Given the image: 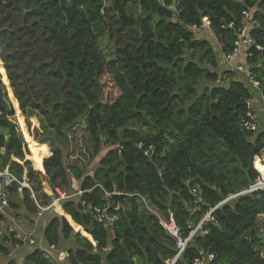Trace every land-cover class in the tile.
Returning a JSON list of instances; mask_svg holds the SVG:
<instances>
[{"label":"trees","instance_id":"trees-1","mask_svg":"<svg viewBox=\"0 0 264 264\" xmlns=\"http://www.w3.org/2000/svg\"><path fill=\"white\" fill-rule=\"evenodd\" d=\"M45 1L0 0V170L18 180L4 184L5 210L22 214L25 205L34 215L33 191L48 205L56 187L74 190L43 233L49 247L74 237L67 264H165L211 207L264 177V114L254 102L264 105V51L243 50L234 61L259 86L221 67L246 9L264 46V0H114L105 21L93 20L92 36L81 14L68 24L61 1L40 8ZM201 28L214 40L197 35ZM113 85L119 94L110 99ZM254 112L261 126L247 130L241 121ZM80 124L85 164L69 153ZM25 174L32 189L19 184ZM193 188L208 204L196 209ZM83 201L121 203L115 230L85 212ZM171 214L179 238L163 226ZM214 215L179 264L193 263L202 250L215 255L205 264H264V190L226 201ZM4 220L10 225L0 210V253L9 256L17 241L2 229ZM25 264L58 263L36 246Z\"/></svg>","mask_w":264,"mask_h":264},{"label":"built area","instance_id":"built-area-1","mask_svg":"<svg viewBox=\"0 0 264 264\" xmlns=\"http://www.w3.org/2000/svg\"><path fill=\"white\" fill-rule=\"evenodd\" d=\"M112 1L114 0H104V9L107 7ZM208 18H205L207 21ZM206 24V23H204ZM234 23H231L229 26L232 27ZM259 26V22L253 17V14L250 10L246 9L242 13V22L240 27L237 31V40L235 42V49L233 52L223 54L222 58L226 60L225 62L235 67L238 70L241 71H248L246 70L243 65L238 64L235 61V58L237 55L243 51V49H246L248 51L249 49V55L250 49L255 48L258 51H264V46L261 45L257 38L251 33L252 29ZM249 79L254 85L259 86V81L254 73L251 71H248ZM259 115L254 112L247 118H243L241 121V125L246 128L247 130H254L260 127V121H259ZM149 154V153H146ZM13 181H18L17 178L9 176L8 171H1L0 170V210L5 213L6 215V208L9 207V194L8 191L5 189L4 184H10ZM19 184L23 187H28L30 189L31 185L27 178V176H24L23 182H19ZM264 189V177L263 175L258 176L256 179H254L247 188L243 189L242 191L231 195L230 197L226 198L224 201H222L220 204L210 208L203 218L200 220V222L195 226V228L192 230L190 236L183 240L179 238L178 242V253L171 259H168L165 264H179V260L183 252L185 251L188 243L192 240V238L201 231L202 233H207L208 230L206 229L207 225L211 222H215V210L224 202L242 194H248L255 191L263 190ZM82 192H78V194H81ZM192 193L194 194V203L196 205V209H199L202 205L208 204V200L206 199L203 191L199 188H193ZM108 195H110L108 193ZM72 195H69L67 191L61 189L60 187H56L55 193L51 195V200L48 205L41 204L38 202L37 197L35 195V192H32V198L36 201L38 206V211L33 215L34 221L35 219L41 216L44 212L48 211V209L52 208L61 203L64 199L70 198ZM82 205L84 207V211L92 214L94 218L98 221L103 223L111 232H113L116 228V222L119 219V210L121 208V203H118L115 205L114 203L109 204L106 207H101L99 205L83 201ZM7 216V215H6ZM23 217L21 214H14L13 217H11L9 214L7 216V220L10 222V225L12 226L8 233H13L16 239V243H14L15 249H20L24 246L28 247H36L37 246V239L35 237V223L32 225V230H25L21 227L20 222L22 221ZM32 222V223H33ZM164 226L167 228V230L172 233L174 236L179 237V228L176 224L175 218L173 215L170 216L169 220L163 221ZM2 229H4L5 222L2 221L1 223ZM9 225V226H10ZM6 231V230H5ZM201 258H197L193 261L192 264H204L205 260L212 261L215 258V255L213 253H208L205 255V252L202 250L200 252Z\"/></svg>","mask_w":264,"mask_h":264},{"label":"rangeland","instance_id":"rangeland-1","mask_svg":"<svg viewBox=\"0 0 264 264\" xmlns=\"http://www.w3.org/2000/svg\"><path fill=\"white\" fill-rule=\"evenodd\" d=\"M204 23H210V21H209V19H207V21L205 20V18H204V21H203ZM208 28L210 27V25L209 26H207ZM197 35H199V36H202V37H206V38H208V39H211V40H214V34H213V32L211 31V29H201V30H199V31H197V33H196ZM105 44H106V42H105ZM215 44H216V42H215ZM106 50L108 51V52H111V48H110V46H108V45H106ZM221 67H222V70H224L223 68H226V69H229L228 67V65H226V64H222L221 65ZM232 69H234L235 70V67H232ZM239 75V74H238ZM238 75H235L234 73L233 74H231V77H233V78H236V77H239ZM108 80H113L112 79V76L110 75V74H107V76H105ZM230 77V76H229ZM242 80L244 81V82H246L247 81V79L246 78H242ZM229 82V79H224V80H222V82L221 83H223V84H227ZM115 94L117 95V94H119L118 93V90H117V88H116V86L115 85H113L112 87H111V90L109 91V89L107 88L106 89V95H107V97H109L110 99L112 98V99H114L115 98ZM105 98V97H104ZM260 116H262L261 115V113H260ZM74 132H75V134H76V136H75V138H74V141L72 142V145H71V148L69 149V153H70V159L71 160H75V159H77V158H80V159H82V162L85 164L86 163V161H87V149H86V146H85V143H84V140L86 139V136H87V134H86V131H85V129L83 128V125H78L76 128H75V130H74ZM31 135V134H30ZM67 153V149H65V154ZM103 154L104 153H101L100 155H99V157H96L95 159H93L92 160V162L91 163H89L88 164V167L91 169V172L96 168V166H97V163H98V160H99V158L101 157V156H103ZM69 156V155H68ZM73 182H74V185H75V189H77V186L76 185H79V183L76 181V180H73ZM65 191H67V193L69 194V195H72L73 197H76V193H74V194H72L73 192H74V190L73 191H71L70 189H65ZM17 199L19 200V198L17 197ZM21 211H24V213H22ZM55 211V210H54ZM18 212H20V213H22L23 215H27L28 214V212L25 210V205H22L21 207H20V209H18ZM48 212V211H47ZM45 212V214H51V213H57L56 211L55 212ZM8 214L11 216V217H13L14 216V214L15 213H13L12 211H10V212H7L6 213V215L8 216ZM50 217V215H45L44 216V219H47L48 218V220L50 219L49 218ZM24 221H26V220H24ZM4 222H5V226H4V229L5 230H9L12 226L10 225H7V223H6V221L4 220ZM38 239H39V241H40V243H44L45 244V239H44V237H43V235H42V231H41V233H39L38 234ZM77 244H76V241H75V239H74V237H72L71 239H69V240H67V239H64V240H62V242H61V245L59 246V247H52L51 248V250L54 252V254L56 255L57 254V256H58V258H59V260L60 261H63L62 260V257H64V254H66V252L68 251V248L69 247H73V246H76ZM46 247H48L47 245H46ZM24 249V250H23ZM26 249H29L28 247H24V248H20V249H13V247H12V250H11V252H10V255L9 256H5V255H3V254H1L0 253V262L2 263V264H21L19 261H18V259H19V254L21 253V251H22V253L24 254V252H25V250ZM30 251V250H29Z\"/></svg>","mask_w":264,"mask_h":264},{"label":"crops","instance_id":"crops-1","mask_svg":"<svg viewBox=\"0 0 264 264\" xmlns=\"http://www.w3.org/2000/svg\"><path fill=\"white\" fill-rule=\"evenodd\" d=\"M210 25V23H207L206 22V24H204V26H209ZM202 29V28H201ZM201 29H198V31L199 30H201ZM243 50H246V49H243ZM238 64H241V65H243V67L246 69V70H248L249 71V68L245 65V64H243V63H238ZM243 73L244 74H246V76H247V78H248V80H249V75H248V72L247 71H243ZM254 102L256 103V109H257V111H262V114H264V105H263V103L261 102V101H259V99L257 98V97H255V99H254ZM25 176H26V174H25ZM36 202V201H35ZM122 207V206H121ZM57 212V213H51V212H55V211ZM195 210V209H194ZM47 212V211H46ZM48 212H50L51 214H45V212L41 215V216H39L38 218H36L35 220H36V223H35V235H36V239H37V246L38 247H42V249L45 251V249H49L52 253H53V256H50L48 253H47V255L48 256H50L51 258H53L55 261H57V263L58 264H67V257L69 256V252L67 251L66 252V254H64V257H62V260L63 261H60L59 260V258H58V256H57V254L55 255L54 254V252L51 250V248L52 247H46V243L44 244V243H40V241H39V239H38V234L39 233H41V231H42V235H44L43 233H44V227L47 225V223L51 220V218L55 215V214H58L59 212H58V210L55 208V206L54 207H52V208H50V209H48ZM47 212V213H48ZM153 212H155L156 213V211H154L153 210ZM22 213H24V211L22 212ZM15 214H16V211H15ZM22 215V217H23V219H22V221L20 222V225H21V227L22 228H24L25 230H32V226H31V220H32V217H33V214H31V213H29V215H23V214H21ZM45 215H50V219L48 220V218L47 219H44V216ZM172 215V214H171ZM170 215V216H171ZM202 219V218H201ZM24 220H26V221H24ZM167 220H169V219H166V221ZM200 222V221H199ZM198 222V223H199ZM36 226H38V228L36 227ZM163 226H164V224H163ZM165 227V226H164ZM166 228V227H165ZM195 228V227H194ZM167 229V228H166ZM262 232V231H261ZM261 235H263L264 236V233L262 232L261 233ZM193 239V238H192ZM69 240V239H68ZM263 240H264V237H263ZM34 248H36V247H29V249H26L25 250V252H24V254L22 253V251L24 250H22L21 251V253L19 254V259H18V261L21 263V264H25V262H26V259H27V256H28V254L30 253V251H32ZM55 248V247H54ZM30 250V251H29ZM182 256V255H181ZM171 259V258H170ZM215 259V258H214ZM206 261V260H205ZM205 261H204V264H205ZM167 262V261H166ZM184 264H192V263H190V262H185Z\"/></svg>","mask_w":264,"mask_h":264},{"label":"water","instance_id":"water-1","mask_svg":"<svg viewBox=\"0 0 264 264\" xmlns=\"http://www.w3.org/2000/svg\"><path fill=\"white\" fill-rule=\"evenodd\" d=\"M52 0H46L45 2H42L40 4V8L42 7L43 4L49 3ZM61 1V5L67 15V23L68 24H72V17L75 14V12H78L79 14H81L82 18L89 24L90 27V36H92L94 34L93 30H92V23L93 20L95 18L104 20V15L102 13V9L104 6V0H89L91 2H89L88 0H72L70 4L66 3V0H60ZM86 2H89L90 4H94L95 7H89L86 8V12L82 11L80 9V7L78 6V4H84ZM85 7L84 5L81 7L83 8ZM141 16V14H140ZM105 21V20H104ZM105 24H107L105 22ZM89 36V37H90ZM88 37V38H89ZM263 235H261V238L263 239ZM45 252L48 253L50 256H53V253L49 250V249H45ZM134 263V262H133Z\"/></svg>","mask_w":264,"mask_h":264},{"label":"flooded vegetation","instance_id":"flooded-vegetation-1","mask_svg":"<svg viewBox=\"0 0 264 264\" xmlns=\"http://www.w3.org/2000/svg\"><path fill=\"white\" fill-rule=\"evenodd\" d=\"M66 1H67L68 4H70L72 0H66ZM88 1H89V0H88ZM89 2H91V1H89ZM78 6L80 7V9H81L82 11L86 12V10L84 9L85 7L81 8V7L83 6V4H78ZM94 7H95V5H94ZM94 7H93V8H94ZM104 10H105V9H102V10H101L102 13H103V15H104ZM96 19H98V18H96Z\"/></svg>","mask_w":264,"mask_h":264},{"label":"clouds","instance_id":"clouds-1","mask_svg":"<svg viewBox=\"0 0 264 264\" xmlns=\"http://www.w3.org/2000/svg\"><path fill=\"white\" fill-rule=\"evenodd\" d=\"M107 7H108V6H107ZM103 9H104V6H103ZM104 11H105V10H104ZM203 26H204V23H203ZM229 66H230V65H229ZM229 69H232V66H230ZM235 69H236V68H235ZM247 72H248V71H247ZM235 194H236V193H235ZM232 195H233V194H232ZM230 196H231V195H230ZM230 196H229V197H230ZM238 196H239V195H238ZM71 197H72V196H71ZM236 197H237V196H236ZM227 198H228V197H227ZM234 198H235V197H234ZM234 198H232V199H234ZM232 199H230V200H232ZM224 200H225V199H224ZM224 200H223V201H224ZM230 200H228V201H230ZM220 203H221V202H220ZM220 203H218V204H220ZM224 203H226V202H224ZM224 203H223V204H224ZM218 204H217V205H218ZM221 205H222V204H221ZM221 205H220V206H221ZM215 206H216V205H215ZM220 206H219V207H220ZM213 207H214V206H213ZM219 207H218V208H219ZM211 208H212V207H211ZM218 208H217V209H218ZM217 209H216V210H217ZM216 210H215V211H216ZM204 215H205V214H204ZM202 218H203V217H202ZM178 238H179V237H178ZM24 247H28V246H24ZM24 247H22V248H24ZM28 248H29V247H28ZM178 249H179V248H178Z\"/></svg>","mask_w":264,"mask_h":264},{"label":"bare ground","instance_id":"bare-ground-1","mask_svg":"<svg viewBox=\"0 0 264 264\" xmlns=\"http://www.w3.org/2000/svg\"><path fill=\"white\" fill-rule=\"evenodd\" d=\"M106 8V7H105ZM264 190V189H263ZM261 231L264 233V228H261Z\"/></svg>","mask_w":264,"mask_h":264}]
</instances>
